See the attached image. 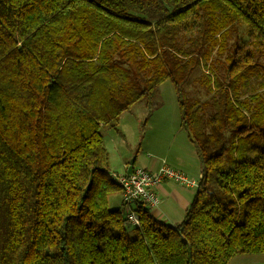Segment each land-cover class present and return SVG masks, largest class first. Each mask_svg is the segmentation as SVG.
Returning a JSON list of instances; mask_svg holds the SVG:
<instances>
[{
  "label": "trees",
  "instance_id": "trees-1",
  "mask_svg": "<svg viewBox=\"0 0 264 264\" xmlns=\"http://www.w3.org/2000/svg\"><path fill=\"white\" fill-rule=\"evenodd\" d=\"M236 22L264 49V0H0V264L264 254V63L223 48ZM208 60V97L191 99L183 84ZM167 79L201 177L180 222L137 203L130 235L108 204L120 187L102 127L119 131Z\"/></svg>",
  "mask_w": 264,
  "mask_h": 264
},
{
  "label": "crops",
  "instance_id": "crops-1",
  "mask_svg": "<svg viewBox=\"0 0 264 264\" xmlns=\"http://www.w3.org/2000/svg\"><path fill=\"white\" fill-rule=\"evenodd\" d=\"M132 110L124 111L121 114L118 123L119 131L111 128V133L104 134L105 144L109 152V171H127L130 161L128 158L132 151L128 150L126 146H130L132 143L128 139L127 132L122 128L121 121L124 119L131 123L130 116ZM141 110L145 111V109ZM151 125L155 128V139L161 149L156 152L153 146L146 145L145 150H148L145 152L146 154L142 155L141 158L138 153L133 156L134 167L140 166L145 169L154 170L160 166L162 161H165L166 164L184 173L190 180L198 182V177L201 176L198 154L192 147L193 144L188 137L187 131L181 126L180 122L174 123L173 112L157 113L151 118ZM183 130L186 134L184 133V136L179 139V143L175 145L174 137L178 133L183 132ZM116 136H119L122 141H118ZM126 137L128 142L125 140ZM149 143L153 144L151 141ZM136 161L138 164H135ZM110 167L114 168L111 169ZM196 189V183H179L174 180L162 181L157 190L160 202L156 207L150 208L151 214L156 219L167 224L180 222ZM110 200L115 205V208L122 207L123 209L121 191L119 193H111L108 198V204ZM258 256L257 254H237L230 259L228 264H264V258Z\"/></svg>",
  "mask_w": 264,
  "mask_h": 264
},
{
  "label": "rangeland",
  "instance_id": "rangeland-1",
  "mask_svg": "<svg viewBox=\"0 0 264 264\" xmlns=\"http://www.w3.org/2000/svg\"><path fill=\"white\" fill-rule=\"evenodd\" d=\"M195 10H199V11L201 10L202 12L210 11L209 8H205L203 7V5L200 7H196ZM205 15H207L208 17V13H206ZM196 34H198V31H195L194 35ZM250 41H252L251 45L243 46V50H242L241 46ZM223 43H224L223 48L227 49L231 47L230 51L232 53L236 49V45H239L238 53L240 54L244 53L245 49L249 48V50L255 55L256 61L264 63V49L260 47V45L258 44L259 41L257 39L250 38L249 29L246 26V24L243 22H236L230 28H228V31L224 37ZM212 55H214V51L212 52L211 56ZM211 56L209 57V59L211 58ZM211 67H212V62L210 64V60H208L207 63H200L199 65L193 68L192 72L188 76V79L183 84L186 90L187 97L191 99L198 98L201 101L208 97L207 92H205L203 87L200 85L198 79L204 73L203 72L204 70L211 71L210 70ZM173 87L174 86L169 79L165 80V82L162 83L160 86H158L157 90L155 91L153 95L152 106L150 108H148L143 101L136 102L133 105L134 107H132L133 110L130 116L131 123L122 119L121 126L127 132L128 139L132 143L130 146H126L128 150L132 151L128 160L132 159L133 156L137 153L139 154L140 158L142 155L146 154L145 152L148 151V150H145L146 145L153 146V149L156 152L161 149L159 143L155 139V131H154L155 128H153L151 125V118L155 116L157 113H161V112L172 113L173 112L174 123L176 124L180 122L179 107H178V103L176 100L175 90ZM141 109H145V111ZM203 110L208 111L209 106L208 108L207 107L203 108ZM110 131L112 130L109 126L102 127L103 134L111 133ZM184 133L185 131L183 130V132L178 133L179 136L177 134L174 137L175 145L179 143L180 141L179 139L184 136ZM116 137L118 141L121 140L119 136H116ZM128 139L127 137L125 138L127 142H128ZM150 141L153 142V144H150L149 143ZM192 147L194 148V145H192ZM135 164H138L137 161ZM110 168L113 169L114 167H110ZM133 168H134V165H133ZM109 172H112V171H109ZM124 172H127V171H124ZM200 177L198 178L200 179ZM198 182H196L197 186H198ZM116 193H119V192H116ZM109 207L111 209L115 208V205L113 204L111 200L109 202ZM127 232L130 235L134 234L133 227L128 226ZM257 255H259L258 257L264 258V254H257Z\"/></svg>",
  "mask_w": 264,
  "mask_h": 264
},
{
  "label": "built area",
  "instance_id": "built-area-1",
  "mask_svg": "<svg viewBox=\"0 0 264 264\" xmlns=\"http://www.w3.org/2000/svg\"><path fill=\"white\" fill-rule=\"evenodd\" d=\"M109 176L120 187L124 220L126 226L140 227L138 213L135 210L137 203L152 208L156 207L160 198L158 188L164 180H174L179 183H196L184 173L162 161L157 169H145L137 166L128 172H109ZM157 264V263H153Z\"/></svg>",
  "mask_w": 264,
  "mask_h": 264
},
{
  "label": "water",
  "instance_id": "water-1",
  "mask_svg": "<svg viewBox=\"0 0 264 264\" xmlns=\"http://www.w3.org/2000/svg\"><path fill=\"white\" fill-rule=\"evenodd\" d=\"M134 160L130 159L128 167H127V172H131L133 168Z\"/></svg>",
  "mask_w": 264,
  "mask_h": 264
}]
</instances>
